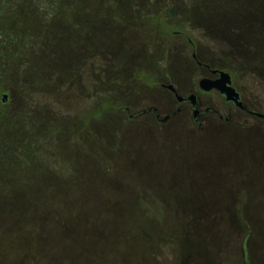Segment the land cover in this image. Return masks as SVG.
<instances>
[{
    "label": "trees",
    "instance_id": "obj_1",
    "mask_svg": "<svg viewBox=\"0 0 264 264\" xmlns=\"http://www.w3.org/2000/svg\"><path fill=\"white\" fill-rule=\"evenodd\" d=\"M177 1L157 0L159 5L154 7L144 0H0V121L6 120L9 128L2 140L3 155L12 173L35 175L45 168L46 176L50 175V179H0V264H155L159 242L177 254L172 264H181V257L192 256L203 242L193 238L197 232H206L209 244L215 245L218 231L213 224L210 230L208 221L196 212L181 216L172 208L159 214L152 209L150 201L160 200L155 193L157 179H106L98 168L101 156L92 153L88 166L93 174L77 179L76 162L68 160L62 149L84 146L94 128L105 147L103 159L111 146L120 145L130 103L119 104L121 123L111 126L108 140L107 119L100 115L103 121L96 126L92 111L98 99L117 92L122 95L125 86L132 87V81L140 79L141 72L142 80L152 83L145 70L154 61L150 63L142 50L140 36L154 30L157 34L161 22L174 25L167 19L176 14L183 22L174 25L175 31L167 30L168 34L187 28L184 17L195 19V13L188 10L207 8L208 18H200L203 22L218 19L236 25L253 20L242 22L241 31H230L238 37L243 53L232 54L230 59L264 70V5L259 0ZM16 15L33 18L36 31L17 29ZM157 18L161 20L153 22ZM150 22L156 23L155 29L150 30ZM123 30L138 38L127 53L121 50ZM187 41L191 44L190 38ZM142 60L146 65L139 71L136 64ZM57 89L71 90L70 94L85 102L92 100L91 110L76 107L71 113L64 106L46 107L32 98ZM47 124L55 125L54 129L46 130ZM50 152L61 164L60 172L70 170V174L49 171L44 159L53 158ZM176 181L168 178L171 187ZM243 212L236 214L240 218L237 231L248 239L253 233Z\"/></svg>",
    "mask_w": 264,
    "mask_h": 264
},
{
    "label": "rangeland",
    "instance_id": "obj_2",
    "mask_svg": "<svg viewBox=\"0 0 264 264\" xmlns=\"http://www.w3.org/2000/svg\"><path fill=\"white\" fill-rule=\"evenodd\" d=\"M144 1L154 4V7L159 5L157 0ZM181 1L188 3L186 0ZM194 1L202 3L201 1L207 0ZM259 1L264 5V0ZM188 12L195 13V19L189 20L184 17L187 28L177 33L168 34L167 30H173L175 24L179 25L183 22V17L178 14L167 19L168 23L174 25L161 22L157 34L154 33L155 30L144 33L142 30L145 27H140L144 33L143 37L140 36L142 50L147 58L150 57V63L154 61L153 66H148L145 71L152 77L154 84L145 81L147 79L142 80L144 78L141 72L140 79L132 81V87L125 86L123 92L121 91L122 95H118L116 91L117 95H112L111 98L98 99L92 114L94 119L97 118L96 126L99 125V120L107 119L105 122L110 125L109 129L107 125L105 128V131L109 132L105 134L107 140L113 132L111 126L116 127L121 123V120L120 122L118 120L121 119L118 110L121 102L130 103L129 112L124 113L125 115L153 106L158 108L160 117L163 118L175 110L174 100L168 97L167 92H160L155 82L158 80L161 82L163 76L171 75L176 87L181 89L184 84L187 87L196 84L200 72L194 68L191 61L193 49L191 44L194 45V51L200 61L218 65L231 73L235 87L242 96L241 99L250 109L264 112V70L261 67L257 70L255 66L230 59L232 54H243L242 49H239L240 44H237L238 37L235 33L234 36L231 35L230 31H241L242 22L248 24L254 21L240 20L238 24H233L234 26L218 19L203 22L200 18L206 19L207 8L206 10L201 8L199 12L193 10ZM16 19L17 29L28 28L36 31L38 24L30 16L16 15ZM262 19L264 21V16ZM159 20L161 19L157 18L153 22ZM153 22H150V30L156 26ZM166 33L167 36L164 35ZM136 36L124 31V40H120L123 45L121 50L128 51V47L137 42ZM188 38L191 44L188 43ZM121 56L130 63L129 56L124 53ZM145 65V60L139 61L135 69L142 71ZM39 70L38 68V73ZM70 91L57 89L43 95H32V98L46 107L64 106L71 113L76 107L80 110H91L92 100L88 99L89 102H85L74 93L70 94ZM199 95L203 100L207 99L208 104L220 111L224 118L228 117L227 109L219 99L218 92L211 91L206 96H202L199 92ZM116 96L119 99H115ZM100 115L103 119H99ZM128 119L129 121H125L123 118L122 142L117 147L111 146L112 149L109 155L105 156L106 159H103L105 147H102L101 136L95 128L92 129L91 141L87 139L84 146L62 148L68 160L76 162L77 179H85L93 174L88 166V157L91 156L90 153L94 157L98 154L101 156L98 160V168L106 179H157L158 188L155 189V193L160 195V200L156 203L150 199V202L153 204L152 209L158 214L169 212L170 208L176 209L175 211L181 216L191 211L196 212L201 220H207L208 228L213 224L215 227L213 229L218 231L215 245L209 244L210 235L206 232H197L193 238L203 242L196 246L194 249L196 252L192 256L181 257V264H264V120L243 115L236 109H232L228 123L209 112L201 118L200 126L192 120L190 110L175 114L165 122L155 119L154 115L128 117ZM54 127L55 125L47 124L45 129L50 131ZM8 130L6 120L0 121V179L25 178V176L29 179H50V175L46 176L45 168L35 175H30L29 172L12 173L11 166L7 165L9 159L3 155L2 140ZM72 131L73 128L70 127L68 132ZM48 154L53 157L44 159V164L50 165L47 166L49 171L57 175L66 173L65 170L63 173L60 172L61 164L56 160V155L51 152ZM151 163L154 165L151 166ZM70 172L67 170L66 174ZM168 178L177 179L175 182L177 185L171 187ZM197 196L201 197V201H196ZM241 211H244L243 219L251 225L250 230L252 229L253 235L248 239L237 231L240 230V218L237 215ZM190 236L186 235L187 238ZM177 239L175 237L174 241H179ZM158 244L155 264L170 262L172 264L174 260L176 261L177 254L172 247L162 242ZM180 246L182 251L181 243Z\"/></svg>",
    "mask_w": 264,
    "mask_h": 264
},
{
    "label": "flooded vegetation",
    "instance_id": "obj_3",
    "mask_svg": "<svg viewBox=\"0 0 264 264\" xmlns=\"http://www.w3.org/2000/svg\"><path fill=\"white\" fill-rule=\"evenodd\" d=\"M191 46L193 48L192 53H191L192 64L194 65V68L200 72L199 79L197 80L196 84L193 83L194 85L192 84V87L191 86L187 87L184 84L183 89H181L180 87H176L175 82H174V78L171 75H168V76L165 75L161 78V80H160L161 82H159V80L155 82V84H158L157 88L160 89V92H163V91L167 92L168 97H170L172 100H174L175 110L173 112H170L169 114H167L166 115V116H168L167 118H166V116L161 118L160 117V111L158 110V108L150 106V107L143 109L137 113L127 114L128 117L134 118V117H139L142 115H148V116L154 115L155 119L160 120L162 122H165L166 120H168L169 118H171L175 114H178L184 110H190L191 115H192V120L194 121V123H196L198 126H200V123L202 122L201 118L209 112H212L217 117H219L220 119H224V121L228 123L230 121L232 109H236L239 112H241L243 115L250 116V117L255 116L257 118H260L256 115H252V113L261 112V111L250 109L241 99L242 96H241L240 92L237 90V88L235 87L234 79H233V76L231 75V73L229 71H226L224 68H222L218 65H213V64H210L209 62H206V61L203 62L204 60L200 61L199 58L197 57L196 51H194V49H195L194 45L191 44ZM219 71H225L226 73L230 74L231 82H232L231 85L239 93V96H240L239 99L243 103V106L245 107V109H240L233 102H230V101L228 102V101L224 100L225 95L219 93V91H217L215 89H212V90L206 91V92H203L202 90H200L199 81L201 79H206V78L214 80V79L219 77ZM166 82H168V83H166ZM152 84H154V83H152ZM170 85H172L174 89L170 88L169 87ZM211 91L218 92V95L220 97L219 99L223 102L225 109H227L226 111H227L228 117L224 118V116L219 113L220 111L216 110L213 106H210L208 104L209 101L207 99L203 100L202 98H200L199 92L202 96H206ZM178 96L181 99L180 101L177 99ZM190 97H192V99H189ZM192 100H193V102H192ZM195 111H196V113H195ZM126 112L128 113L129 110L126 109ZM261 113H264V112H261ZM260 119L264 120V118H260Z\"/></svg>",
    "mask_w": 264,
    "mask_h": 264
},
{
    "label": "water",
    "instance_id": "obj_4",
    "mask_svg": "<svg viewBox=\"0 0 264 264\" xmlns=\"http://www.w3.org/2000/svg\"><path fill=\"white\" fill-rule=\"evenodd\" d=\"M231 76L229 73H226L225 71H219V77L212 80V79H201L199 81V88L200 90H202L203 92L206 91H210L212 89H215L217 91H219V93L224 94L225 98L224 100L226 101H230L233 102L238 108L240 109H245V107L243 106V103L240 101V96L239 93L235 90L234 87H232L231 85ZM170 88L174 89L172 85L169 86ZM6 96L2 95V101L5 102ZM177 99L180 101L181 99L179 98V96L177 97ZM189 99H192V97H190ZM193 102V100H192ZM194 104V103H193ZM196 113V111H195ZM252 115H256L260 118H264V113L261 112H254L252 113ZM168 116H166L167 118Z\"/></svg>",
    "mask_w": 264,
    "mask_h": 264
}]
</instances>
